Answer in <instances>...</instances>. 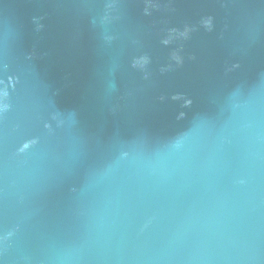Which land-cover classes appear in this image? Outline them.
Masks as SVG:
<instances>
[{"label": "water", "instance_id": "95a60500", "mask_svg": "<svg viewBox=\"0 0 264 264\" xmlns=\"http://www.w3.org/2000/svg\"><path fill=\"white\" fill-rule=\"evenodd\" d=\"M0 264H264V0H0Z\"/></svg>", "mask_w": 264, "mask_h": 264}]
</instances>
